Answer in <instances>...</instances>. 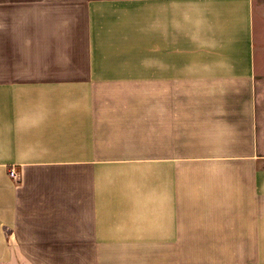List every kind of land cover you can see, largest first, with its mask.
Instances as JSON below:
<instances>
[{"label": "crops", "instance_id": "1", "mask_svg": "<svg viewBox=\"0 0 264 264\" xmlns=\"http://www.w3.org/2000/svg\"><path fill=\"white\" fill-rule=\"evenodd\" d=\"M0 264H264V0H0Z\"/></svg>", "mask_w": 264, "mask_h": 264}, {"label": "built area", "instance_id": "2", "mask_svg": "<svg viewBox=\"0 0 264 264\" xmlns=\"http://www.w3.org/2000/svg\"><path fill=\"white\" fill-rule=\"evenodd\" d=\"M10 176L12 177V179L14 178L16 181H18L19 177H20V174L18 171L16 170H11L10 172Z\"/></svg>", "mask_w": 264, "mask_h": 264}]
</instances>
